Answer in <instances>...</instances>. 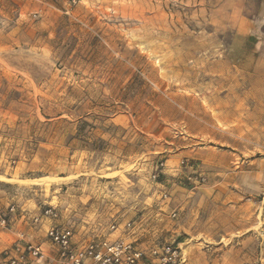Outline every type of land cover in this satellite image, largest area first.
Segmentation results:
<instances>
[{
  "label": "rangeland",
  "instance_id": "obj_1",
  "mask_svg": "<svg viewBox=\"0 0 264 264\" xmlns=\"http://www.w3.org/2000/svg\"><path fill=\"white\" fill-rule=\"evenodd\" d=\"M0 212V264H264V0H0Z\"/></svg>",
  "mask_w": 264,
  "mask_h": 264
},
{
  "label": "built area",
  "instance_id": "obj_2",
  "mask_svg": "<svg viewBox=\"0 0 264 264\" xmlns=\"http://www.w3.org/2000/svg\"><path fill=\"white\" fill-rule=\"evenodd\" d=\"M74 2V0H72ZM157 177L152 175V179ZM204 181V178H200ZM167 197L166 193L162 194ZM44 215H52V209H46ZM175 217V213L171 214ZM6 218L0 212V224H5ZM114 228V226H111ZM131 223L125 224V230L130 229ZM47 238L58 247L60 258L66 264H137L143 258V252L135 247L132 242L124 238H117L112 241L101 239L99 242L89 241L82 246L74 245L72 230L68 227L53 225L47 230ZM150 255L157 259V264H175L179 261V254L176 249L169 246L162 249L152 248ZM8 264H31L30 258L39 259L42 257L40 246L26 245L25 247L15 246L12 250L4 252Z\"/></svg>",
  "mask_w": 264,
  "mask_h": 264
},
{
  "label": "bare ground",
  "instance_id": "obj_3",
  "mask_svg": "<svg viewBox=\"0 0 264 264\" xmlns=\"http://www.w3.org/2000/svg\"><path fill=\"white\" fill-rule=\"evenodd\" d=\"M30 181V180H29ZM29 184V183H28Z\"/></svg>",
  "mask_w": 264,
  "mask_h": 264
}]
</instances>
